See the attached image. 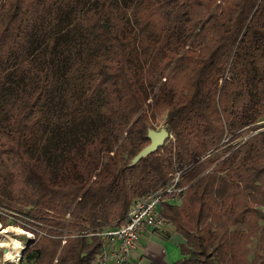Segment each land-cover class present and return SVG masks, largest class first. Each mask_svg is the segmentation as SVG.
<instances>
[{
  "label": "trees",
  "instance_id": "1",
  "mask_svg": "<svg viewBox=\"0 0 264 264\" xmlns=\"http://www.w3.org/2000/svg\"><path fill=\"white\" fill-rule=\"evenodd\" d=\"M149 105L174 140L131 164ZM2 143L0 222L43 231L30 264H91L95 230L174 168L175 264H264V0H0Z\"/></svg>",
  "mask_w": 264,
  "mask_h": 264
},
{
  "label": "built area",
  "instance_id": "2",
  "mask_svg": "<svg viewBox=\"0 0 264 264\" xmlns=\"http://www.w3.org/2000/svg\"><path fill=\"white\" fill-rule=\"evenodd\" d=\"M171 136V134H170ZM182 169H176L169 180L150 192L136 197L123 220L97 228L95 235L101 239L100 253L91 264H123L136 247L140 234L151 228L161 229L169 223L162 214L164 203L177 204L185 193L181 183Z\"/></svg>",
  "mask_w": 264,
  "mask_h": 264
},
{
  "label": "rangeland",
  "instance_id": "3",
  "mask_svg": "<svg viewBox=\"0 0 264 264\" xmlns=\"http://www.w3.org/2000/svg\"><path fill=\"white\" fill-rule=\"evenodd\" d=\"M150 96H152V93ZM149 101H150V98H149ZM146 108L148 109L147 113L149 115V121H150L148 124V129L159 130L160 128H167L164 125L165 115H164V113H162V111H159V110L154 111L150 107V105ZM251 132L252 131L242 130V132H240L235 139H233L232 141L226 142L225 145H223L220 149L224 150V148L226 149V147H228L230 145L234 146V147L238 146L239 144L244 142L250 136ZM167 140L173 141L174 138L171 135L167 138ZM165 143H167V141ZM4 146H5L4 143H2L0 145V147H4ZM129 163H130V161L127 164H129ZM16 170H17V168L12 163V161L9 160L4 154L0 153V172H3L4 174L8 173L5 177V179L9 178V175L11 176L12 174H15ZM175 170H176V168L171 170V172L168 175L169 178H171V176ZM3 173H1V174H3ZM11 178H14V181L17 180L16 175H13ZM91 178L94 179V176H92ZM10 181H13V180L11 179ZM181 183L184 186H186L182 182V180H181ZM185 190H186V187H185ZM185 194H186V191L184 193L182 200L177 204H180L181 202H183V200L185 198ZM262 210L264 212V208ZM5 212H6L5 209L3 207H0V214L4 215ZM18 216H20V215H18ZM22 216H24V215H22ZM17 218H18L17 220H19L20 217H17ZM17 220H14L13 218H11V219L9 218V220L7 221L8 225H6L5 227H3L2 223L0 222V225L3 227L2 229H6L8 234H10V235H12V236H14V237H16L22 241V248L20 250L19 255L16 256L13 260L7 259L6 261H4L2 250L9 245V241L7 240V238L2 237V235L0 234V264H30L33 256L35 255V252L28 253L26 250L30 246V244L34 242V238L36 236L35 233L37 232L38 235H42L43 231H41L40 229H35L34 232L28 231V230L24 229L23 227H21V225H19L20 223H18V225L14 224V222ZM27 220H29V219H27ZM68 220H69L68 215H66L63 218V221L67 222ZM19 222H21V221L19 220ZM32 222L35 224H39V225L43 226V228H48L47 225L41 224L39 222H36V221H32ZM115 222H117V220H113L109 224H112ZM263 223H264L263 220L259 221V224L263 225ZM236 226L239 228H243L244 225L238 223V224H236ZM2 229H0V231ZM66 233H67V231L64 232V234H66ZM258 243H259V240H258L257 236L254 237V239H252L250 241V244L248 245V248L250 250L249 255H248L249 259L252 257L253 252L256 250Z\"/></svg>",
  "mask_w": 264,
  "mask_h": 264
},
{
  "label": "crops",
  "instance_id": "4",
  "mask_svg": "<svg viewBox=\"0 0 264 264\" xmlns=\"http://www.w3.org/2000/svg\"><path fill=\"white\" fill-rule=\"evenodd\" d=\"M185 243V238L170 222L158 230L148 228L140 234L136 247L123 264H175L185 256L181 252Z\"/></svg>",
  "mask_w": 264,
  "mask_h": 264
},
{
  "label": "water",
  "instance_id": "5",
  "mask_svg": "<svg viewBox=\"0 0 264 264\" xmlns=\"http://www.w3.org/2000/svg\"><path fill=\"white\" fill-rule=\"evenodd\" d=\"M147 136L150 142L132 158L131 164L136 163L141 157L154 152L162 146L170 136V132L167 128H160L159 130L148 129Z\"/></svg>",
  "mask_w": 264,
  "mask_h": 264
},
{
  "label": "bare ground",
  "instance_id": "6",
  "mask_svg": "<svg viewBox=\"0 0 264 264\" xmlns=\"http://www.w3.org/2000/svg\"><path fill=\"white\" fill-rule=\"evenodd\" d=\"M0 234L2 235V237L7 238V240L9 241V245L2 250L3 259L4 261H6L7 259L13 260L20 253V250L22 248V241L8 234L6 229H2L0 231Z\"/></svg>",
  "mask_w": 264,
  "mask_h": 264
}]
</instances>
